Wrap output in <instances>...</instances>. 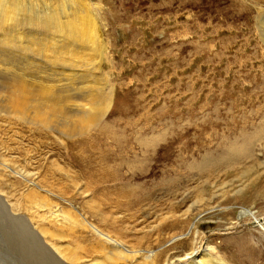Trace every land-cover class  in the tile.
<instances>
[{
    "label": "rangeland",
    "instance_id": "374dc122",
    "mask_svg": "<svg viewBox=\"0 0 264 264\" xmlns=\"http://www.w3.org/2000/svg\"><path fill=\"white\" fill-rule=\"evenodd\" d=\"M0 9L11 15L0 23L10 69L0 81L16 72L34 93L53 86L62 107L36 121L0 101V195L47 229L48 247L94 264H187L189 220L216 260L264 264V229L246 221L251 211L264 221V0H0ZM78 10L84 31L101 30L99 47L50 55L41 42L13 44L12 29Z\"/></svg>",
    "mask_w": 264,
    "mask_h": 264
},
{
    "label": "bare ground",
    "instance_id": "6f19581e",
    "mask_svg": "<svg viewBox=\"0 0 264 264\" xmlns=\"http://www.w3.org/2000/svg\"><path fill=\"white\" fill-rule=\"evenodd\" d=\"M17 9L18 10L13 12V14H11L12 16L19 12V7ZM1 10L2 9H0V14L3 15H1L2 19H0V23H2L9 16H11L9 15L10 13L8 12L7 14H5L8 9L6 11L5 10L1 11ZM58 12L52 11V13L48 16L49 24L48 25H46L47 23L45 25L41 24L42 28L40 27L38 28L32 24V27L30 29H26V28L12 29L17 32V36L11 38L12 40H14L13 44L18 45V47L24 46V48L27 49L28 47L25 44H30L31 46H35L38 44V42H41V46L43 47V49L47 50V54L50 55L58 53V51L60 50L64 51L63 53H66L67 55L73 53L74 51L77 54L84 53L87 50L85 48L87 46V42L90 46L89 48L99 47V43L97 41H103L102 40L103 38L101 39L99 37V35H101L100 32L101 30L99 29L100 31L98 32L97 29L96 30L94 29L95 26H90L87 31H84L81 26V16H80L81 12L79 10L68 13L65 12L59 13L60 15L58 14ZM60 16H62L64 19L62 20ZM92 20L89 21L91 22ZM0 44L1 46H5L8 44L6 37L0 40ZM8 47L10 46L8 45ZM7 66H8L7 63H3L0 61V71L5 73L10 72V69H8ZM12 75L14 76L13 79L11 78L9 80L7 79L4 81H0V101L3 100L6 102L5 107L9 108L10 110L9 113L19 114L21 117L33 118L36 121L38 120L43 121L42 117L45 116L46 114L57 115L59 114V112H62V107L60 105V102L55 98L57 92L56 90H54L53 86H49L44 91L42 90L38 93H34L32 80L20 81L19 79L20 76L18 77L16 72H13ZM15 78H17V80H14ZM2 93L4 94L7 93L6 97L3 96L2 98L1 96ZM37 102H43L40 103V106L41 107L44 106V107L34 108L33 103H37ZM68 102H70L69 99L65 101V103ZM90 104L91 103L89 102L87 104L76 105L75 107L82 108L81 110H83V111H78L77 113L85 114L84 112L88 111L87 108L90 106ZM32 110L35 112L34 117L30 116V112ZM62 132L65 133L64 131ZM19 177L21 181L26 182L30 186L36 185L35 180L31 179L32 174L30 172H26L23 170L21 173H19ZM28 193H30L28 198L30 197V195L32 197L34 196L32 192H28ZM254 202L255 200H253V203ZM35 205L36 207L38 206L40 208L47 207V204L41 205L39 203H35ZM64 216L70 217L72 215L64 214ZM259 218L260 217L257 213L251 211L250 213L247 214L246 221L256 222L262 229H264V221L261 222ZM184 222L186 224L188 222L190 228L188 231H190L191 235L193 236L189 238L186 237L185 239H183L186 241V243L192 245V249L190 250V252L184 256L183 262H186L187 264H223L221 257L216 260V258L213 257V254H211V252L215 254L218 253L216 252L215 249L211 247H206L205 249L204 248L201 249L197 247V241L199 238V236L197 235H199L198 233H199L200 225L199 226L197 224L191 225L192 222H190L189 220H186ZM86 223L89 229L97 237L101 239L102 238L105 239L106 242L112 245L114 244V241L109 237V235L104 233L101 229H99V227H96V225L89 223V221L87 220ZM83 224L84 222H82V225ZM0 248L4 251L7 250L5 253L2 254L3 256L0 257V264H94L91 261L89 262L79 261L81 260V258L78 259L74 254H72L70 257L72 259L75 258L78 261H71V259L68 257L69 254L67 255V253H64L66 251L62 250L63 247L58 248L54 244L48 247L47 229L42 228L40 230L37 226H35V224L33 225V221L31 219H28V217L26 218V216H21L20 214L14 212L13 209H11L8 205H6L5 199L2 198L1 195H0ZM13 256H17V257L14 258Z\"/></svg>",
    "mask_w": 264,
    "mask_h": 264
},
{
    "label": "water",
    "instance_id": "95a60500",
    "mask_svg": "<svg viewBox=\"0 0 264 264\" xmlns=\"http://www.w3.org/2000/svg\"><path fill=\"white\" fill-rule=\"evenodd\" d=\"M256 226V225H255Z\"/></svg>",
    "mask_w": 264,
    "mask_h": 264
}]
</instances>
